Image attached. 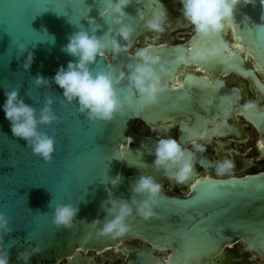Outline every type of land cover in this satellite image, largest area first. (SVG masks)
<instances>
[{
  "label": "water",
  "instance_id": "obj_1",
  "mask_svg": "<svg viewBox=\"0 0 264 264\" xmlns=\"http://www.w3.org/2000/svg\"><path fill=\"white\" fill-rule=\"evenodd\" d=\"M166 5V0H130L124 23L131 37L127 42L120 39V44L132 45L141 39L142 46L149 47L145 22ZM106 7V0H0V105L5 92L17 90L37 110V118L46 98H51L57 117L38 127L54 140L52 158L45 161L25 140L12 135L0 110V215L7 221V227L0 229V247L8 253L10 264H25L18 255L37 247L40 251L26 264L111 263L120 258L118 248L128 254L124 264H258L251 250L264 264V174L228 180L201 177L186 197L171 196L162 189L155 216L144 220L134 213L129 218L130 231L120 238L99 234L111 218L106 211L110 200L144 198L131 191L142 175L152 176L161 185L169 181L163 169L152 165L155 157L150 149L157 138L149 136V124L167 121L165 113L170 108L177 111L188 102L182 95L168 101L167 89L156 104L144 105L126 76L116 85L123 109L111 121L89 120L75 100L64 99L52 78L60 67L77 59L63 51L68 37L87 30L107 42L118 26L111 22L110 13L101 15ZM230 31L234 45H228L221 33L217 46L227 44L235 49L237 45L264 73V6L260 0L237 7ZM173 49L177 50L164 56L153 54L170 68L181 63L179 57L184 53L182 46ZM29 53L33 60L25 69ZM232 61L242 63L239 56ZM130 63L139 60L131 53L114 55L109 47L90 68L97 72L113 66L114 75L127 74ZM37 76L48 79V85L36 86ZM197 160L209 164L199 152L193 162ZM196 172L193 164L191 178L179 185L187 186ZM58 205L77 209L71 228L53 222ZM134 243L150 248L137 249Z\"/></svg>",
  "mask_w": 264,
  "mask_h": 264
},
{
  "label": "clouds",
  "instance_id": "obj_2",
  "mask_svg": "<svg viewBox=\"0 0 264 264\" xmlns=\"http://www.w3.org/2000/svg\"><path fill=\"white\" fill-rule=\"evenodd\" d=\"M130 0H106L104 14H111V22L118 28L115 34L104 42L96 35L89 34L87 30H80L68 37V43L63 48L67 54L76 57L75 61H69L67 67H60L53 82L63 90V97L67 102L76 101L78 110L87 115L89 120L111 121L118 112L123 109V102L116 90V85L125 79L128 85L134 89L140 97V102L144 105H154L158 102V97L169 87L166 77L170 75L171 69L161 63V58L155 54L150 47L145 46L136 49L131 55L139 60L137 64H128V73L120 71L114 75L116 69L109 66L107 71L93 72L90 65L94 64L97 57L106 55L109 47L114 55L121 52L129 53L132 45L130 43L122 46L120 39L129 41L131 33L124 21L127 18L125 9ZM183 19L191 26L193 33L210 41L223 33L226 29H231L234 22V14L238 6L255 4L256 0H179ZM264 6V0H260ZM144 19L143 16L140 17ZM168 20L167 10L161 8L148 19L146 29L154 33H163ZM119 38V39H118ZM23 50L24 45H20ZM229 52L227 44L222 46H210L203 43L191 47L185 54L179 57L181 63L199 66L210 64ZM33 54L29 53L24 68L31 66ZM48 79L37 76L36 86H47ZM6 99L0 105V110L4 112L5 119L9 121L10 130L14 137L25 140L32 152L41 156L45 161H50L54 152V140L45 133L38 131L40 124H51L57 117L53 112L51 98H46L44 106L39 111L37 118L36 109L24 102L17 90L4 93ZM258 105L254 101H249L243 105L242 111H255ZM195 152H204L206 149L200 143H194ZM155 159L152 162L156 170L163 169L164 175L176 184H184L193 174V160L195 152L185 151L179 138L170 136L157 139L153 149H150ZM234 169L231 160H224L216 165V174L223 176L229 174ZM119 175L112 181L115 185L119 182ZM134 195L144 197L141 200L133 198L131 202L118 198L109 201L110 207L106 209L110 219H106L100 229V235H110L113 238H120L130 231L129 218L135 213L136 216L148 220L155 216L154 206L158 202V197L162 192V185L157 183L152 176L142 175L134 185L131 186ZM77 209L71 205H58L54 212V223L57 226L71 228ZM7 227V221L0 215V229ZM2 239V238H0ZM39 247L32 252H22L18 259L27 260L36 252ZM0 264H10L8 253L0 247Z\"/></svg>",
  "mask_w": 264,
  "mask_h": 264
},
{
  "label": "flooded vegetation",
  "instance_id": "obj_3",
  "mask_svg": "<svg viewBox=\"0 0 264 264\" xmlns=\"http://www.w3.org/2000/svg\"><path fill=\"white\" fill-rule=\"evenodd\" d=\"M166 2L168 20L165 31L147 33L153 53L161 52L164 56L169 51L177 50L173 48L182 46L185 54L196 46V41L197 45L209 43L210 46H217V36L205 41L193 33L191 26L183 19L179 0ZM222 36L228 45H234L233 38L226 30ZM142 47L145 46H142L141 39H137L129 53ZM176 55L178 53L173 54L172 61ZM235 56L241 58V64L233 63L232 58ZM220 58L221 62L226 63L221 64L218 58L210 64L199 66L185 63L172 65L170 75L165 78L170 91L168 101L174 95H182L188 102L182 109L179 105L175 109L177 111L170 108L165 113L167 121L149 124V136L157 139L166 136L179 138L184 149L190 152H195L194 143H200L206 150L199 153L209 162L208 165L203 164L202 160L193 162L197 177L191 179L187 186H180L170 180L164 182L162 189L171 196H188L191 185L201 177L228 180L264 174V73L236 45L235 49L229 48V52ZM249 101L256 102L257 109L243 112V105ZM224 160H231L234 169L229 174L218 176L216 165ZM134 244L137 249L150 248L144 243ZM244 247L248 248L246 245ZM115 250L120 254L119 260L111 263L94 260L93 264H124L128 254L120 248ZM251 252L258 263L261 258L258 256L260 260L257 259L253 250Z\"/></svg>",
  "mask_w": 264,
  "mask_h": 264
},
{
  "label": "bare ground",
  "instance_id": "obj_4",
  "mask_svg": "<svg viewBox=\"0 0 264 264\" xmlns=\"http://www.w3.org/2000/svg\"><path fill=\"white\" fill-rule=\"evenodd\" d=\"M226 32L228 33V35L230 36V38H233L230 29H226ZM133 46H134V45H133ZM236 48H238L237 45H236ZM256 258L260 260V258H258V256H256ZM258 264H263V263H262V261L260 260V261L258 262Z\"/></svg>",
  "mask_w": 264,
  "mask_h": 264
},
{
  "label": "snow or ice",
  "instance_id": "obj_5",
  "mask_svg": "<svg viewBox=\"0 0 264 264\" xmlns=\"http://www.w3.org/2000/svg\"><path fill=\"white\" fill-rule=\"evenodd\" d=\"M193 187H195V185Z\"/></svg>",
  "mask_w": 264,
  "mask_h": 264
}]
</instances>
